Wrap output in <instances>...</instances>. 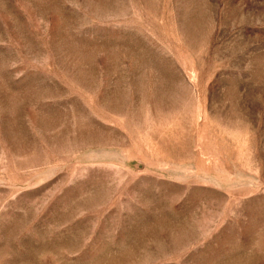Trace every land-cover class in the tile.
<instances>
[{
	"label": "rangeland",
	"instance_id": "rangeland-1",
	"mask_svg": "<svg viewBox=\"0 0 264 264\" xmlns=\"http://www.w3.org/2000/svg\"><path fill=\"white\" fill-rule=\"evenodd\" d=\"M0 264H264V0H0Z\"/></svg>",
	"mask_w": 264,
	"mask_h": 264
}]
</instances>
